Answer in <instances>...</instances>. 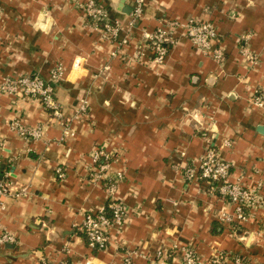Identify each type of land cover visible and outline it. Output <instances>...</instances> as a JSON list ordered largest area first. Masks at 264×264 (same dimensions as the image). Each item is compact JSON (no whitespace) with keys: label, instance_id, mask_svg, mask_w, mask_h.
<instances>
[{"label":"crops","instance_id":"crops-1","mask_svg":"<svg viewBox=\"0 0 264 264\" xmlns=\"http://www.w3.org/2000/svg\"><path fill=\"white\" fill-rule=\"evenodd\" d=\"M97 1L112 20L128 24L134 0ZM0 7V80L19 73L48 78L52 66L62 62L67 75L55 91L65 115L85 97L92 110L88 120L74 123V137L60 141L61 123L38 99L0 95V140L5 144L0 174L31 188L27 197H8L0 212V226L20 240L0 245V264H41L45 257L120 264L122 247L153 254L175 240L192 242L203 256L218 248L264 264V210L258 222L246 224L254 236L240 240L208 210L211 204L221 207V201L198 193V186L176 170L181 150L197 157L210 140L235 164L233 178L241 176L251 185L264 180V133L258 130L264 126V109L250 101L253 90L264 87V0H147L128 55L136 50L142 27L153 30L166 18L211 21L226 47V59L219 64L179 29L163 66L150 61L151 51L139 62L112 58L114 45L92 30L76 0H0ZM245 34L260 55L255 66L239 53L237 40ZM77 59L78 69L73 68ZM107 63L111 70L101 73ZM14 117L31 126L44 124L45 139L14 136L5 123ZM226 139L231 146L224 145ZM102 143L124 170L118 196L131 216L123 231L112 230L109 248L98 252L76 226L87 210L106 202L104 189L84 176L90 152ZM57 165L67 166L65 178H57ZM170 262L181 264L174 255ZM135 264L152 263L137 258Z\"/></svg>","mask_w":264,"mask_h":264},{"label":"built area","instance_id":"built-area-1","mask_svg":"<svg viewBox=\"0 0 264 264\" xmlns=\"http://www.w3.org/2000/svg\"><path fill=\"white\" fill-rule=\"evenodd\" d=\"M147 0H134L131 17L126 26L117 20H112L109 11L97 0L77 1L85 17L90 21L91 28L97 32L101 40L110 41L115 49L110 53L112 58L120 57L129 61L139 62L144 59L148 51L153 53L151 60L156 65H165L170 48L178 42L177 32L182 34L196 46L204 55L215 62L223 64L227 52L222 40V35L217 26L211 21H203L196 17L186 20L166 18L161 25L150 30L142 27L141 39L132 55L127 54V47L133 38V30L138 27L143 19ZM0 7V13H1ZM250 35L245 34L237 40L239 53L250 65L255 66L260 60V55L248 45ZM80 60H76L73 68H80ZM149 66L150 64H144ZM110 64H104L100 72H109ZM67 67L62 62H57L49 70L48 78L39 74L19 73L4 76L0 80V95L18 96L21 100L28 98L38 99L52 117L61 123L60 141L74 137L77 130L74 123L88 120L92 115L91 101L83 98L75 107L70 116H66L60 100L56 96L55 85L64 80ZM251 103L264 109V87H256L250 96ZM0 107V116L2 115ZM5 123L14 136L29 140H42L46 137V126L42 123L31 126L23 123L20 118H8ZM224 145L231 146L229 139ZM5 147L4 140H0V150ZM181 162L176 170L189 184H196L198 193L217 198L221 207L208 206L213 211L216 220L221 223L232 235H237L240 240L252 238L254 230L248 229L246 224L258 222L261 211L264 210V180H258L254 185L243 181V177L233 178L235 164L224 158L220 150L208 140L201 155L188 157L185 150L179 152ZM3 155L0 151V166ZM118 159L115 152L109 149L107 143L96 145L89 154L86 164L85 177L93 184L104 189L106 202L97 210H87L83 221L76 226L78 231L85 235L87 242L95 251H105L112 241V230L123 231L131 212L118 196L120 184L125 180L123 168H118ZM57 178L63 179L67 175V166L55 167ZM31 194L30 185L16 186L9 178V174H0V212L6 209V199L23 198ZM216 208V209H215ZM246 226V227H245ZM20 243L17 234L5 226H0V245ZM123 248V259L120 264H135L137 258L148 260L152 264H172L171 258L180 257L181 264H255L252 259L241 253L229 252L214 248L209 256L201 255L192 242L174 241L170 245L163 244L153 254L146 253L139 247ZM69 251V250H68ZM41 264H76L69 259L55 260L50 257L42 258ZM85 264H90L89 262ZM114 264V263H110Z\"/></svg>","mask_w":264,"mask_h":264},{"label":"water","instance_id":"water-1","mask_svg":"<svg viewBox=\"0 0 264 264\" xmlns=\"http://www.w3.org/2000/svg\"><path fill=\"white\" fill-rule=\"evenodd\" d=\"M124 11H125V12H129V10H127V9H124ZM212 78H213V76H210V78H209V82L213 81ZM258 130H259L260 132L264 133V126H259V127H258Z\"/></svg>","mask_w":264,"mask_h":264},{"label":"trees","instance_id":"trees-1","mask_svg":"<svg viewBox=\"0 0 264 264\" xmlns=\"http://www.w3.org/2000/svg\"><path fill=\"white\" fill-rule=\"evenodd\" d=\"M58 83H60V82H58ZM58 83H57V84H58ZM56 86H57V85H55V88H56ZM83 235H84V234H83ZM84 236H85V235H84Z\"/></svg>","mask_w":264,"mask_h":264}]
</instances>
